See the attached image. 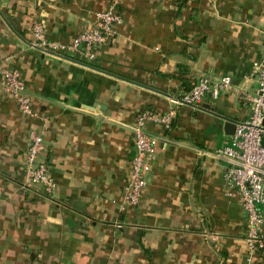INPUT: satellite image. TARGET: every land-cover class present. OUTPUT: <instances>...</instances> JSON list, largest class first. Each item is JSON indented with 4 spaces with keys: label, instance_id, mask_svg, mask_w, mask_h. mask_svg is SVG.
<instances>
[{
    "label": "crops",
    "instance_id": "crops-1",
    "mask_svg": "<svg viewBox=\"0 0 264 264\" xmlns=\"http://www.w3.org/2000/svg\"><path fill=\"white\" fill-rule=\"evenodd\" d=\"M111 2L0 0V63L21 74L35 113L21 116L0 93V264H244L245 215L224 163L207 154L248 108L229 92L195 110L171 101L199 76L255 91L264 0H119L122 21L93 61L28 48L33 19L66 44ZM141 113H171V125H145L156 140L146 186L120 211ZM32 130L43 134L53 196L24 184Z\"/></svg>",
    "mask_w": 264,
    "mask_h": 264
},
{
    "label": "built area",
    "instance_id": "built-area-1",
    "mask_svg": "<svg viewBox=\"0 0 264 264\" xmlns=\"http://www.w3.org/2000/svg\"><path fill=\"white\" fill-rule=\"evenodd\" d=\"M118 1L112 0L107 10L96 13L91 30L77 34L66 44L46 40L43 24L33 19L28 48L57 59L63 55H77L84 60L93 61L99 48L112 37L114 27L122 21L116 10ZM253 75L256 82L254 92L236 86L230 76H222L216 80L199 76L188 91L171 101L176 106L195 110L206 95L217 99L222 93L229 92L248 108L247 118L234 122V130L228 140L207 154L211 159L224 163L223 176L227 191L236 196L245 215L246 232L242 239L244 264H258L259 256L264 251V47L261 60L254 65ZM0 93L4 98L16 103L21 116L35 115L32 97L27 92L21 74L5 63H0ZM171 119V113L160 117L141 113L136 117L131 128L135 151L118 205L120 211L136 207L146 186V174L155 153L156 140L145 132V125L148 122H157L168 129ZM44 151L43 134L32 130L22 162L24 184L39 189L47 196H53L57 186L47 165L41 159ZM204 238L216 239L208 233L204 234Z\"/></svg>",
    "mask_w": 264,
    "mask_h": 264
},
{
    "label": "water",
    "instance_id": "water-1",
    "mask_svg": "<svg viewBox=\"0 0 264 264\" xmlns=\"http://www.w3.org/2000/svg\"><path fill=\"white\" fill-rule=\"evenodd\" d=\"M225 126L230 129V134H232L234 130V124L226 123Z\"/></svg>",
    "mask_w": 264,
    "mask_h": 264
},
{
    "label": "trees",
    "instance_id": "trees-1",
    "mask_svg": "<svg viewBox=\"0 0 264 264\" xmlns=\"http://www.w3.org/2000/svg\"><path fill=\"white\" fill-rule=\"evenodd\" d=\"M188 91V90H187Z\"/></svg>",
    "mask_w": 264,
    "mask_h": 264
}]
</instances>
